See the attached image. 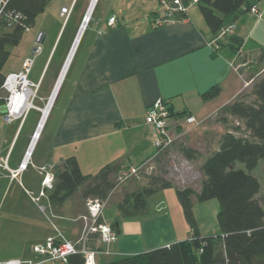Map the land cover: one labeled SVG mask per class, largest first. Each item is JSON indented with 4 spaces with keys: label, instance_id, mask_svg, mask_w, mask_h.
Listing matches in <instances>:
<instances>
[{
    "label": "crops",
    "instance_id": "1",
    "mask_svg": "<svg viewBox=\"0 0 264 264\" xmlns=\"http://www.w3.org/2000/svg\"><path fill=\"white\" fill-rule=\"evenodd\" d=\"M76 1L50 0L31 27L34 42L39 32L46 34L42 44L50 40L45 48L41 46L42 50L37 52L31 64L36 61L41 68L35 81L39 85L47 71L53 70L49 95L55 88L81 24L79 19L76 27L70 28L71 16L64 20L60 8ZM251 1L262 10V16L256 19L248 11L245 12L234 21L232 34L221 38L211 33L199 9L191 5L186 10V17L152 25L150 14H158L162 9L159 0L152 9L145 3L146 13L142 18L125 20L111 12L91 27L88 34L90 19H87L25 165L21 167L32 136L14 154L16 141L14 144L13 141L20 124L14 130L4 155V148L0 149V163L5 159L7 163V168L0 165V212H45L48 209L57 218L69 214L71 223L62 233L67 239L75 240L81 227L76 218L85 212L84 199L78 192L60 205L52 204L49 195L53 187H45V196H41L40 200L44 201L46 207L42 209L41 204L32 198L42 190V175L38 168L45 165L55 168L69 156L76 158L84 174H95L107 164H118L120 169H126L145 162L152 156L154 148L149 128L143 120L147 106L158 97L170 103L171 125L189 128L187 142L189 147L195 149L199 138L205 137L206 131L202 130L205 121L235 99L241 90L242 75L230 66V62L258 61L264 51V0ZM87 7L85 4L83 11ZM113 15L116 22L109 26L108 19ZM258 28L261 32L257 43L252 35ZM64 33L68 43L65 50L58 52L54 63L57 50L53 49L60 34L63 36ZM232 37L240 40L239 53L232 51V46H235ZM213 86H218V92L212 97L203 98L201 94ZM60 94L57 113L47 132L46 145L35 157L38 142ZM181 112L202 122L197 126L187 124L184 120L186 115H178ZM217 148L218 141L212 150ZM29 166L40 176L37 186L23 178ZM119 201L120 198L114 200L115 210L111 221H106L103 215L108 223L118 222L119 233L111 245L113 253L97 257L100 263L168 246L190 237V228L174 187L150 195L146 213L133 218H118ZM192 209L202 236L221 235L216 219L219 209L217 199L194 201ZM32 227L30 222L28 236L18 237L9 245L0 244V261L36 258L32 246L44 242L55 232L48 227L34 232ZM93 245L98 243L94 242Z\"/></svg>",
    "mask_w": 264,
    "mask_h": 264
},
{
    "label": "trees",
    "instance_id": "2",
    "mask_svg": "<svg viewBox=\"0 0 264 264\" xmlns=\"http://www.w3.org/2000/svg\"><path fill=\"white\" fill-rule=\"evenodd\" d=\"M50 0H9L7 8L21 14L14 27L0 36V84L5 76L2 67L6 62L8 46L18 44L26 28L34 26L36 17L44 11ZM188 4L190 0H181ZM206 25L217 35L220 27L234 21L249 10L251 0H197ZM157 13H151V18ZM175 17H186L185 12ZM232 51L239 48L240 40L232 37ZM258 60H264V51ZM218 86L201 94L203 98L214 96ZM254 102H246L238 95L220 110L240 119L244 131L238 134L226 130L218 140V148L207 155L202 164L203 179L199 188L178 186L161 176H149L147 183L127 192L117 203L118 218H133L146 213L147 198L155 192L174 187L190 228V237L168 246L127 255L101 264H264V204L257 197L260 189L258 179L250 171L259 159H264V76L253 82ZM178 115H188L185 112ZM26 118V116H25ZM182 154L192 159L196 149L181 146ZM240 161L245 169L235 168ZM120 166L107 164L95 174H84L74 156H69L54 168V184L49 200L60 205L78 189L83 199H105L114 188L113 178ZM264 180V167H263ZM215 198L219 203L216 215L221 235L202 236L193 213V202ZM117 220V219H116ZM67 264H83L79 254L70 255Z\"/></svg>",
    "mask_w": 264,
    "mask_h": 264
},
{
    "label": "rangeland",
    "instance_id": "3",
    "mask_svg": "<svg viewBox=\"0 0 264 264\" xmlns=\"http://www.w3.org/2000/svg\"><path fill=\"white\" fill-rule=\"evenodd\" d=\"M146 2L148 7L152 9L155 7V4L158 2V0H96L91 12L92 15L90 14V23L86 33L88 34L91 27L96 26L111 12H114L120 19L125 20L132 18L135 19L136 17L142 18L144 13H146V11H144V5H146ZM74 3L75 5L72 9L70 15L71 18L69 21L70 28H75L78 24L79 19L80 23L82 24V18L89 7L90 0H77ZM85 4L86 7L87 5L88 7L83 11ZM191 7L198 8L196 3L192 4ZM155 16H157V14ZM260 32L261 31L258 28L252 35V38L256 39L255 42L257 43L260 41L258 40V35L260 34ZM32 33L33 31L30 27L23 32L18 44L7 47L9 56L2 67V73L7 74L9 72L19 71L21 69L22 61L25 56H31L35 60V55L37 53L32 54L31 51L37 43L34 42ZM66 37V33H64L63 36H61L60 34L59 38L56 41L53 49L57 50L54 56V63L57 60L56 58L58 52L60 50L66 49V45L68 43ZM49 41L50 40H48L45 44L41 43L40 45L45 48ZM81 48L82 45L79 50H81ZM235 64L236 66L238 65L237 71L241 73L242 79L248 82L247 85L242 86V81L241 90L238 94V97H241L246 102H254L255 96L252 93V85L254 81L259 79L261 76H264V60H240ZM40 72L41 68L35 61V63L31 65L28 78L35 82L38 79ZM52 72V69H49L47 71L44 79L40 82V85L37 89H30L28 99L30 106L29 108H26V118L22 119V117H20L13 122H7L3 116L0 117V149L4 148L3 155L5 154L4 151H6L9 145V141L11 140L14 130L16 129L18 124H20V127L13 141V144L16 141L14 154H16L19 149L23 148L26 145L28 137L29 139H31V136L34 135L37 124L39 123V119L42 115V109L46 107L51 96V94L49 95L48 91L52 83V78L54 76ZM64 88L65 85L61 91V94L64 91ZM1 93L4 94L3 92ZM61 94L50 115L43 135L38 142L36 151L34 153L35 157L40 154V152L46 145L47 132L54 119V116L57 113L58 104L62 96ZM234 129L238 134H241L244 131L243 122L236 117L224 114L219 109L214 112L203 124L202 130L206 131L203 135L205 137L199 138V142L195 146L197 153L194 158H186L180 150L181 146L189 147L190 145L187 142L185 134L184 136L176 139L173 146H171V148L167 151L161 152L148 158L142 165L138 178H131L130 180L116 186V177H114L113 181L115 183V186L107 196L108 201L103 212L106 221H111L114 215V200H116L117 198H120L121 200L127 192H131L132 190L138 189L146 184L147 178L151 175L161 176L178 186H190L194 189L199 188V185L203 179L201 164L204 158L209 155L213 151V147L217 145V141L219 140L218 136H220L226 130ZM234 165L235 168L245 169L244 164L240 161H236ZM263 167L264 159H259L257 165L250 171V173L255 176L260 183V189L257 197L264 204ZM23 178L24 180L31 181L36 186L40 180V176L32 166H29L28 169L24 172ZM80 190L81 189H79V191L77 190L75 193H80ZM120 193L121 195H119ZM38 204L45 206L43 200H40ZM70 217L71 216L69 214H64L63 217L57 218L56 216L52 215V213L49 212L48 209L45 210V212H0V244L9 245V243L12 244L18 237L21 238V236H23L24 238L25 236H28L30 231V222L32 223L34 232L42 231L47 227L51 228V230H54V226H56L61 232H63L64 229L71 223L69 222L70 219H68ZM56 264L60 263L57 262Z\"/></svg>",
    "mask_w": 264,
    "mask_h": 264
},
{
    "label": "built area",
    "instance_id": "4",
    "mask_svg": "<svg viewBox=\"0 0 264 264\" xmlns=\"http://www.w3.org/2000/svg\"><path fill=\"white\" fill-rule=\"evenodd\" d=\"M9 0H0V36L1 33L14 27L15 23L22 17L20 13L14 12L7 8ZM197 0H190L186 5L181 0H159L162 9L161 12L151 18V24L154 26L161 25L164 22L176 19L175 15L179 12H185L187 8L196 3ZM74 3V2H73ZM73 3L62 6L60 14L64 20H67L72 12ZM248 12L256 19L262 16V10L252 4ZM116 16L113 15L108 19L109 26L115 24ZM235 28L234 23H229L220 27L216 38L230 36ZM29 29L28 27L26 30ZM41 50V45L37 43L32 54ZM237 53L240 49H237ZM33 57L29 56L22 62L21 69L16 72L5 74L0 84V117L3 116L8 122L14 121L20 117L25 118L27 110L23 109L24 99L22 89H37L39 82H33L28 78ZM230 66L237 71L238 65L232 61ZM243 85H247L244 79ZM3 92L4 94H2ZM171 108L168 100L158 97L147 106L144 115V124L149 128L152 145L154 148L153 155L165 152L173 146L176 139L184 136L189 128L173 127L170 123ZM184 120L192 126L199 125L202 121L196 120L191 115H186ZM1 159V158H0ZM144 162L138 166H131L126 169H120L116 176V186L130 180L138 178L140 169ZM0 165L7 168L6 159L2 160ZM23 167V164L21 165ZM53 166L45 165L38 168L42 175V190L39 195L32 197L36 202L40 201L41 196H45L43 188L51 189L54 184ZM13 175V174H12ZM108 201V197L100 199L98 197H87L85 199V212L80 214L76 219L80 221L81 227L78 237L75 240L67 239L64 234L54 226V235L48 236L44 242L36 243L32 246V251L36 258H10L0 261V264H44V263H67L70 255L79 254L83 258V264H101L98 260L99 255L112 254L111 245L116 241L118 233L112 227L111 223L103 219V210ZM42 209L45 206L40 205ZM97 242L98 245H93ZM224 264V263H214Z\"/></svg>",
    "mask_w": 264,
    "mask_h": 264
},
{
    "label": "bare ground",
    "instance_id": "5",
    "mask_svg": "<svg viewBox=\"0 0 264 264\" xmlns=\"http://www.w3.org/2000/svg\"><path fill=\"white\" fill-rule=\"evenodd\" d=\"M95 2H96V0H90L89 7H88V9H87V11H86V16H88L89 14H91ZM85 22H86V21L84 20V21L82 22V24H81V28H80V31H79V33H78V35H77L76 41L78 40V37H79V35H80L82 29H84V24H85ZM76 41H75V43H74V45H73V47H72L71 53H70V55H69V57H68V60H67V62H66V64H65V67H64V69H63V71H62V73H61V75H60V77H59V80H58V82L56 83L55 88L53 89V92H52V94H51V96H50V99H49V101H48L46 107L42 109L41 120H39V126H38V128L36 129V131H35L36 134H37L39 131H41V129H42V127H43L42 124H44V121H45V119H46V117H47V115H48L49 109H50V107H51V105H52L53 97H54V95H55V93H56V89H58L57 87H58L59 81H60V79L62 78L63 72H64V70H65V68H66V65H67V63H68V61H69V59H70V57H71V54H72L73 49H74V47H75ZM29 93H30V89H26V88H23V89H22V97H23V99H24V102H23V109H25V110H26V108H29V106H30V103H29V101H28V99H29ZM54 98H55V97H54ZM34 134H35V133H34ZM37 137H38V136H37ZM37 137H36V135H33V136H32V142H31V144H30V148L28 149V152L31 150L32 146L36 143V140L38 139ZM32 149H33V148H32ZM30 155H31V154H30ZM30 155L27 154L25 160H26V159H29ZM24 165H25V161L23 162V166H24Z\"/></svg>",
    "mask_w": 264,
    "mask_h": 264
},
{
    "label": "water",
    "instance_id": "6",
    "mask_svg": "<svg viewBox=\"0 0 264 264\" xmlns=\"http://www.w3.org/2000/svg\"><path fill=\"white\" fill-rule=\"evenodd\" d=\"M89 17H90V14L88 15V16H86V14H85V16H84V18H83V21L85 20V21H87V19H89ZM80 28H81V25H80ZM80 28H79V30H78V32H77V34H76V37H75V39H74V41H73V43H72V46H71V48H70V51H69V53H68V55H67V57H66V60H65V62H64V65H63V68H62V71H63V69H64V67H65V64H66V62H67V60H68V57H69V55H70V53H71V50H72V47H73V45H74V43H75V41H76V38H77V35H78V33H79V31H80ZM82 31H83V29H82ZM82 31H81V33H80V35H79V37H78V40L76 41V44H75V47H76V45H77V43H78V41H79V38H80V36H81V34H82ZM45 36H46V34H45V32H39L38 33V36H37V40H36V43H39V44H41L43 41H44V38H45ZM74 51V50H73ZM73 53V52H72ZM72 55V54H71ZM71 58V57H70ZM69 61H70V59H69ZM69 61H68V63H69ZM68 63H67V65H66V68H67V66H68ZM66 68H65V70H66ZM65 70H64V72H65ZM62 71H61V73H62ZM64 72H63V75H64ZM61 73H60V75H61ZM60 75H59V77H60ZM63 75H62V77H63ZM58 80H59V78H58ZM61 80H62V78L60 79V81H59V83L61 82ZM58 82V81H57ZM58 86H59V84H58ZM58 88V87H57ZM56 91H57V89H56ZM40 120H41V117H40ZM43 125V124H42ZM38 126H39V123H38ZM38 126H37V128H38ZM40 132V131H39ZM39 132L36 134V132H35V134L34 135H36V137L39 135ZM32 142V141H31ZM31 144V143H30ZM30 144H29V146H28V149L30 148ZM34 146V145H33ZM33 146H32V148H33ZM32 148H31V150L28 152V149H27V152H26V154H25V158H26V156H27V154H30L31 153V151H32ZM25 158H24V161L26 162V160H25ZM112 225V227L116 230V232L117 233H119V225H118V222L117 221H115L113 224H111Z\"/></svg>",
    "mask_w": 264,
    "mask_h": 264
}]
</instances>
